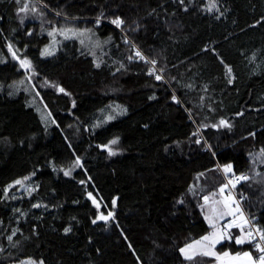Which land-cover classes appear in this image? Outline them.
Returning a JSON list of instances; mask_svg holds the SVG:
<instances>
[{
    "label": "trees",
    "instance_id": "1",
    "mask_svg": "<svg viewBox=\"0 0 264 264\" xmlns=\"http://www.w3.org/2000/svg\"><path fill=\"white\" fill-rule=\"evenodd\" d=\"M55 24L78 33L41 56ZM112 102L126 112L97 124ZM226 165L264 229V0H0V264H214L181 248ZM238 233L219 247L259 255Z\"/></svg>",
    "mask_w": 264,
    "mask_h": 264
},
{
    "label": "rangeland",
    "instance_id": "2",
    "mask_svg": "<svg viewBox=\"0 0 264 264\" xmlns=\"http://www.w3.org/2000/svg\"><path fill=\"white\" fill-rule=\"evenodd\" d=\"M77 33H78V31L68 29L65 26H59L58 24L57 25L55 24L54 26L52 25L50 27V30L47 33L49 36L48 41L39 47L40 55L44 56V57L54 55L58 51L60 45L62 44V42L65 39L70 38V37H74L77 35ZM31 45L32 44H30V43L17 44L16 46H13L12 44L9 45V50H10V54H11L12 58L18 62L19 67L21 69L26 71V74L28 76H29L28 72H30L29 70H31V67H32V58H31V56H29L27 54L24 55L23 53H25L30 48ZM45 49H48L51 54L50 55H44L43 53H44ZM21 61L30 62L31 67L22 66ZM25 90L28 92V94L30 96L29 97L30 98V104L35 107V109L39 113L43 123L45 125H50V123H51L50 118H49V114H51L50 111L48 110V108L43 103L40 102L36 91L35 92L32 91L31 87L27 83V80H26ZM125 112H126V108L124 107V105H122L118 102H112L107 107H105L104 109L99 111V113L97 114V117H96L97 118L96 122H97V124H100V123L108 121L110 119L120 117ZM224 168H225V166H224ZM224 168L222 169L223 172H225ZM225 173L231 175V172H225ZM222 188H224L223 192H220V194L218 196L212 195L207 200V202L205 201V203H204L205 218H206L208 224L210 225L209 232H207L205 235L201 236L200 238H197V239L189 242L188 244L184 245L181 249H186L187 245H193V248L187 250V255H189L191 257H193L199 253H203L205 251H211V252L215 253V255H212V256L216 257V262L214 264H248L247 258L243 256V253H246V252L251 253L252 259L256 260L258 262V258L260 256V254L258 255L252 250H246V251L239 253L240 254L239 257H237L238 253H232V252H229L226 250H222L221 247H219V244L221 242L225 241L226 239H229V238H227V236L224 239L220 240L219 243H216L214 246L211 244V241H203L202 240V238L205 236H211L214 232L217 231V229H219L220 232L224 233V228L230 224L232 225V217H237L238 219L240 217V212H236L234 215H223V216L219 215V213H223V212L227 211L225 209V206L223 203L226 197L232 198V200H233L232 208L233 209H235L237 207L235 205L234 196L232 194H230L229 191H226L225 187H222ZM1 204H2V202H0V205ZM240 211H241V209H240ZM243 216H244V214H243ZM210 220L212 221L211 223H210ZM247 232H249V229L247 228V225L244 224L243 225V231L240 228V233H238L235 236V239H237L241 236H245ZM196 241H201V243L196 244ZM245 241H250V240L246 239ZM224 253H228L229 255L225 256ZM182 254L186 257L184 252H182ZM17 264H43V263L40 261H36L34 259H25V260H22L21 262H19Z\"/></svg>",
    "mask_w": 264,
    "mask_h": 264
},
{
    "label": "snow or ice",
    "instance_id": "3",
    "mask_svg": "<svg viewBox=\"0 0 264 264\" xmlns=\"http://www.w3.org/2000/svg\"><path fill=\"white\" fill-rule=\"evenodd\" d=\"M213 6H215V5H213ZM26 10H27V5H25V7L21 9V11H26ZM113 23L119 25V24H122L123 21L120 20V19H116V20L113 21ZM43 54L44 55H50L51 53L49 52L48 49H45ZM136 55L139 56L141 59H144V57L141 55V53L139 51L136 52ZM151 63L153 65H155L156 61L153 60V61H151ZM21 64H22V66H25V67H31L30 62H28V61H21ZM161 78L162 77L159 76V75L156 76L157 80H159ZM60 91H64V90L61 88ZM173 99H175V97H173ZM220 123H221V125L229 126V125H227L226 121L222 120ZM117 142H118L117 140H112L110 143L114 145ZM106 147H108V150H109L110 154H115L112 151L111 147H109V146H106ZM77 163H79V159H77ZM224 171L225 172H231L232 171V166L231 165L225 166ZM65 174L68 175L69 173L66 172ZM247 179H248V177H246V176H239V177L236 178L237 182L240 181V180H247ZM16 183H21V181H17ZM230 183H231V181H230ZM224 187L226 188V187H228V185H225ZM220 191L223 192L224 188H221ZM207 200H208V197H205V201L206 202H207ZM113 203H115V201H113ZM223 203H224L225 209L227 211L223 212V213H219V215L220 216H223V215H234L236 212H240V217H239L240 223L236 224V226L240 227L241 230L243 231V225L244 224H248L249 221L243 216V213L240 211L238 204H237V207L235 209H233L232 208L233 200H232L231 197H226ZM97 206H99V205H97ZM111 215H112V213H109V216L100 215L98 217V219L107 220V219H109V217ZM211 222L212 221L210 220V223ZM93 223H95V221H93ZM233 223H235V221H233ZM231 226H232L231 224L228 225V227H231ZM65 231H70V229H65ZM255 231L259 234L260 240L262 242H264V231H261L260 229H256ZM225 237H226V233H222V232L219 231V229H217V231L214 232L211 236H205V237L202 238V240L203 241H211V244L214 246L216 243H219L220 240L224 239ZM227 238L231 239V237H227ZM254 238L255 237L253 236V232L249 231V232L246 233L245 236H241V237L237 238L235 242L238 243V244H243V243H245L246 239L252 240ZM9 239H11V237H9ZM200 243H201V241H196V244H200ZM255 247L258 249V251L260 253H262V255H260L259 258H258V262L256 260L252 259L251 253H247V252L243 253V256L247 258L248 264H264V246H262L260 243H257L255 245ZM191 248H193V245H187L186 249H181V251L185 253L186 258H188V259L192 258L191 256L187 255V250L191 249ZM202 254L203 255H215V253H213L211 251H205ZM224 255L228 256L229 254L228 253H224ZM239 256H240V254L238 253L237 257H239Z\"/></svg>",
    "mask_w": 264,
    "mask_h": 264
},
{
    "label": "built area",
    "instance_id": "4",
    "mask_svg": "<svg viewBox=\"0 0 264 264\" xmlns=\"http://www.w3.org/2000/svg\"><path fill=\"white\" fill-rule=\"evenodd\" d=\"M133 48H135V52L139 51L141 53V55L144 57V61L146 62H149L150 63V72L152 74H155V75H162V72L160 71L158 65H157V62L155 65H153L151 63V61H153V59H151L139 46H137L132 40H130ZM137 59L141 60V58L139 56H137ZM223 171V170H222ZM224 174V177H225V181H226V185H228V190H229V193L232 194L235 198V204L237 206H239V208L241 209L242 213L244 214V217L249 221L247 225V228L249 229V231H252L253 232V236L255 237L254 239H252V242H253V245H254V248L258 251V249L255 247V245L257 243H260L262 246H264V242H262L260 240V236L259 234L255 231L256 229H260L261 231H264V229L262 228V226H260L257 221H256V218L255 217H252L250 216L247 211L245 210L244 206H243V203H242V200L241 198L238 196L236 190H235V187L236 185L238 184H241L242 182H244L245 180H240L237 182L236 178L239 177V176H246L244 173H238V174H232V175H229V174H226L225 172H223ZM231 181V183H230ZM224 233H226V236L227 237H232L233 234H234V227L233 225L231 227H228L226 226L224 228ZM259 252V251H258ZM260 255H262V253L259 252Z\"/></svg>",
    "mask_w": 264,
    "mask_h": 264
},
{
    "label": "crops",
    "instance_id": "5",
    "mask_svg": "<svg viewBox=\"0 0 264 264\" xmlns=\"http://www.w3.org/2000/svg\"><path fill=\"white\" fill-rule=\"evenodd\" d=\"M233 221H235V223H233ZM239 223H240V220L237 217H232V224L234 226H236V224H239Z\"/></svg>",
    "mask_w": 264,
    "mask_h": 264
},
{
    "label": "water",
    "instance_id": "6",
    "mask_svg": "<svg viewBox=\"0 0 264 264\" xmlns=\"http://www.w3.org/2000/svg\"><path fill=\"white\" fill-rule=\"evenodd\" d=\"M100 215H102V214H100ZM100 215H99V216H100Z\"/></svg>",
    "mask_w": 264,
    "mask_h": 264
}]
</instances>
